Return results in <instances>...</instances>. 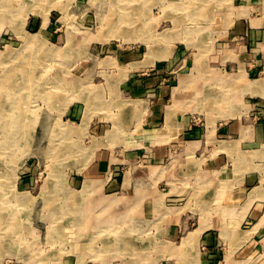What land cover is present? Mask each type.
<instances>
[{
	"label": "crops",
	"instance_id": "crops-1",
	"mask_svg": "<svg viewBox=\"0 0 264 264\" xmlns=\"http://www.w3.org/2000/svg\"><path fill=\"white\" fill-rule=\"evenodd\" d=\"M204 2L212 22L188 38L197 45L177 36L165 58L133 44L86 69L102 92L67 108L69 127L94 137L74 185L106 209L80 216L79 231L117 214L137 219L128 247L177 244L160 264H264V171L240 170L264 159V0ZM197 241L199 256L180 252ZM108 257L93 264H118Z\"/></svg>",
	"mask_w": 264,
	"mask_h": 264
},
{
	"label": "rangeland",
	"instance_id": "rangeland-1",
	"mask_svg": "<svg viewBox=\"0 0 264 264\" xmlns=\"http://www.w3.org/2000/svg\"><path fill=\"white\" fill-rule=\"evenodd\" d=\"M0 2V87L4 84L0 98L5 100L19 91L23 97L19 111L25 114L29 110L28 118L22 115L24 121L20 124L21 136H18L21 138L6 151L10 155L0 152V232L3 230L0 233V264H93L95 259L105 262L104 257L110 258L109 255L118 264H125L128 259L135 261L134 264H160V259L166 258L177 244L158 245L147 250L146 247H128V240L141 236L136 229L137 219L133 223L126 222L116 214L109 221L110 217L98 215L92 220L99 225L95 228L86 227V224L83 229L86 227L92 232L80 233L82 222L87 223L88 219L80 216L90 211H104L106 206L103 202L95 204L88 187L81 186L79 190L74 185L77 178L79 181L86 178L83 169L78 170V167L91 158L87 147L94 137L90 131L69 128L65 115L70 104L85 101L83 96L93 89L102 92L93 85L101 82L96 74L85 71L90 67L94 72L96 66L102 65L101 60L112 55L108 50L125 51L130 45L146 43L148 47L152 45L153 52L157 51L158 55L164 52L166 58L174 49L177 36L189 45H197L189 41L188 36L197 37L212 22L197 17L208 10L205 9L207 3L204 0H142V3L141 0H128L126 3L130 6L123 10L129 11L132 6L138 11L135 18L138 21L130 22L133 14L130 16V12L120 8L124 0ZM226 6L229 7V2ZM114 11L118 15L112 19L110 15ZM122 16L128 17V23ZM162 32H168L165 39L156 36ZM112 46L117 48L112 49ZM6 78L19 82H4ZM11 106L7 111H13ZM0 120V124L4 123V119ZM245 168L250 172L264 171V159H256L240 170ZM243 228L244 225L240 229ZM199 241L182 247L180 252L191 251L199 256L204 249ZM106 248L111 252L104 255ZM159 251L164 252L162 258L156 256ZM263 259L264 254L256 258L257 262Z\"/></svg>",
	"mask_w": 264,
	"mask_h": 264
},
{
	"label": "bare ground",
	"instance_id": "bare-ground-1",
	"mask_svg": "<svg viewBox=\"0 0 264 264\" xmlns=\"http://www.w3.org/2000/svg\"><path fill=\"white\" fill-rule=\"evenodd\" d=\"M3 1V0H2ZM36 1V0H35ZM11 2V1H10ZM23 2H24V0H23ZM45 2V1H44ZM124 4H121L120 5V8H121V10H123V8H126V6H130V4L129 3H126V2H128V0H124ZM1 3V2H0ZM25 3V2H24ZM35 3V2H34ZM141 3H142V0H141ZM30 4V3H29ZM28 4V5H29ZM38 4H40V3H38ZM47 4V3H46ZM112 4V3H111ZM110 4V5H111ZM115 4V3H114ZM117 4V3H116ZM139 4V3H138ZM6 5V4H5ZM137 5V4H136ZM9 6V5H8ZM38 6V5H37ZM27 7V6H26ZM111 7H113V6H111ZM111 7H109V9L111 8ZM116 7V6H115ZM141 7V6H140ZM187 7V6H186ZM37 8V7H36ZM173 8V7H172ZM184 8V7H183ZM197 8V7H196ZM18 9V8H17ZM45 9V8H44ZM191 9V8H190ZM198 10H200V7L199 8H197ZM125 11H127V12H130V16H131V14H133V17L131 18V19H133V20H131L130 19V22H132V21H138V20H136L135 18H136V16H138V11L137 10H135V8L134 7H130L129 8V11L128 10H126V9H124ZM123 10V11H124ZM16 11H18V10H16ZM38 11V10H37ZM101 11V10H100ZM105 11V10H104ZM177 11V10H176ZM186 11V10H185ZM193 12V11H192ZM111 13H112V11H111ZM110 13V14H111ZM9 14H11V13H9ZM19 14V13H18ZM17 14V15H18ZM22 14V13H21ZM24 14V13H23ZM115 14V15H114ZM114 14H111L110 15V18H112V19H115V16L116 15H118L115 11H114ZM191 14V13H190ZM105 15H107L106 13H105ZM123 15V14H122ZM141 15H142V13H141ZM194 15H195V12H194ZM199 15V14H198ZM144 16V15H143ZM191 16V15H190ZM202 16V15H201ZM24 17V16H23ZM109 17V16H108ZM120 16H118V18H119ZM199 17V16H198ZM18 18V17H17ZM21 18V17H20ZM105 18V17H104ZM122 19H124L125 21L124 22H127V19H128V17L126 16V17H124V16H122L121 17ZM22 19H24V18H22ZM108 19V18H107ZM120 19V18H119ZM122 19H121V22H122ZM145 19V18H144ZM9 20V19H8ZM25 20V19H24ZM24 20H23V22H24ZM1 21V20H0ZM10 22V21H9ZM111 22V21H110ZM117 22V21H116ZM129 22V23H130ZM140 22V21H139ZM18 23H19V21H18ZM17 23V24H18ZM128 23V22H127ZM144 23H146V22H144ZM112 24H115V23H112ZM131 24V23H130ZM129 24V25H130ZM176 24V23H175ZM122 25V24H121ZM143 25V24H142ZM114 27H116V26H114ZM138 27V26H137ZM20 28V27H19ZM110 28V27H109ZM117 28V27H116ZM143 28H145V27H143ZM113 29V28H112ZM112 29H110V30H112ZM17 30V29H16ZM20 30V29H19ZM109 30V29H108ZM117 30V29H116ZM120 30V29H119ZM131 30H134V28L132 27V29ZM142 30V29H141ZM21 31V30H20ZM171 31V30H170ZM180 31V30H179ZM112 32V31H111ZM125 32V31H124ZM114 33H117V32H114ZM133 33V32H132ZM137 34V33H136ZM167 34H168V32H167ZM111 35V34H110ZM112 35H114V34H112ZM128 36V35H127ZM172 36H174V35H172ZM124 37V36H123ZM122 37V38H123ZM119 38H121V37H119ZM188 38H189V36H188ZM124 39V38H123ZM51 53V52H50ZM110 60H112V59H110ZM111 62V61H110ZM116 63V62H115ZM223 76H224V74H222ZM230 75V74H229ZM216 78V77H215ZM214 78V79H215ZM26 79V78H25ZM238 79V78H237ZM190 80V79H189ZM9 81V82H8ZM185 81V80H184ZM4 82H8V83H12V84H15V82H19V81H13V80H11V79H9V80H7V78H6V80L4 81ZM33 82H34V80H33ZM193 83V82H192ZM234 82H232V84H233ZM1 84V83H0ZM18 84V83H17ZM17 84H16V86H17ZM27 84V83H26ZM34 84V83H33ZM36 84V83H35ZM34 84V85H35ZM231 84V85H232ZM247 84V83H246ZM20 85V84H19ZM21 86V85H20ZM182 86H183V84H182ZM34 88V87H33ZM240 88V87H239ZM247 88V87H246ZM0 89L1 90H3L4 89V84H2V86L0 87ZM26 89V88H25ZM32 89V88H31ZM30 89V90H31ZM244 89V88H243ZM248 89V88H247ZM14 90V89H13ZM24 90V89H23ZM29 90V89H28ZM26 91V90H25ZM47 91V90H46ZM31 92H32V90H31ZM42 92H45V90L44 91H42ZM14 93V92H13ZM25 93V92H24ZM49 95V94H48ZM26 96V95H25ZM49 97V96H48ZM217 98V97H216ZM226 98V97H225ZM21 99H23V97L21 98V95H20V92L18 91V92H16L15 94H13V95H8L7 96V99L5 98V100H3V99H1L0 98V119H4V123H2V124H0V135H2V137L0 138V152H4L5 151V153H6V151H8V149L9 148H12V147H10V145H12L16 140H18V139H20L18 136L20 135L21 136V129H20V124H21V122H22V120L24 121V117H22V115L23 116H25V118L27 117L28 118V116H29V113H28V111L25 113V114H21V112L19 111L20 109H21V107H19L20 106V103L22 102V100ZM222 99V98H221ZM97 101V100H96ZM26 102V101H25ZM24 102V103H25ZM90 102V101H89ZM99 102V101H98ZM220 102V101H219ZM7 104H8V106L11 104L12 106H11V109L14 111H11V110H9V111H11L12 113H9V111H7L8 110V106H7ZM9 109H10V107H9ZM16 112V113H15ZM18 112V113H17ZM34 114V113H33ZM32 117V116H31ZM11 119L10 121H8V119ZM1 121V120H0ZM38 121V120H37ZM18 125V127L19 128H17L16 126ZM38 126V125H37ZM23 127L25 128V126H24V122H23ZM70 128V127H69ZM81 129V128H80ZM64 130V129H63ZM23 131H24V129H23ZM68 131V130H67ZM78 131V130H77ZM25 132V131H24ZM65 133H67V132H65ZM158 135V134H157ZM27 138H28V136H27ZM26 138V139H27ZM22 140V139H21ZM17 142V141H16ZM22 148V147H21ZM84 151V150H83ZM6 154H8V155H10L9 153H6ZM258 153H255L254 154V157H258V155H257ZM7 155V156H8ZM250 156V155H249ZM248 156V157H249ZM15 158V157H14ZM242 160V159H241ZM247 161V160H246ZM236 165V164H235ZM237 166V165H236ZM10 174V173H9ZM8 174V175H9ZM3 176V175H2ZM55 176V175H54ZM7 178V177H6ZM8 181V180H7ZM88 183V182H87ZM87 186V185H86ZM92 188V187H91ZM220 193V192H219ZM214 194V193H213ZM22 195V194H21ZM16 196V195H15ZM23 196V195H22ZM25 196V195H24ZM202 196V195H201ZM17 197H19V196H16V198ZM220 197V196H219ZM22 198H24V197H22ZM85 198V197H84ZM20 199H21V197H20ZM231 199V198H230ZM118 200H120V199H118ZM122 200V199H121ZM26 201V200H25ZM228 201V200H227ZM73 202V201H72ZM84 202H85V200H84ZM231 202V201H230ZM25 203V202H24ZM53 203H55V202H53ZM23 204V203H22ZM119 204V203H118ZM231 204V203H230ZM73 206L74 207H77V205L73 202ZM73 207V208H74ZM82 208V207H81ZM8 209V208H7ZM74 210H75V208H74ZM220 210V209H219ZM5 211V210H4ZM132 211V210H131ZM7 212V211H6ZM8 212H10V211H8ZM11 213V212H10ZM129 213V212H128ZM130 214V213H129ZM2 216V215H1ZM3 217V216H2ZM16 219H17V217H16ZM1 220V219H0ZM10 222H11V220H9ZM4 222H5V220H4ZM4 222H2V223H4ZM16 222H17V220H16ZM99 223V222H98ZM204 223V222H203ZM26 224V223H25ZM24 224V225H25ZM2 225V224H1ZM0 225V226H1ZM17 225V224H16ZM22 225V224H21ZM21 225H20V227H21ZM4 226V225H3ZM8 226V225H7ZM206 226V225H205ZM20 227H19V229H20ZM201 227V226H200ZM204 228V227H203ZM5 230V229H4ZM6 230H7V228H6ZM3 231V230H2ZM1 231V232H2ZM9 231V230H8ZM0 232V233H1ZM193 232V231H192ZM9 233V232H8ZM23 233V232H22ZM2 234V233H1ZM19 234V233H18ZM24 234V233H23ZM22 234V235H23ZM5 235V234H4ZM9 234H7V236H8ZM15 235V234H14ZM17 237V236H16ZM188 237V236H187ZM192 237V236H191ZM23 238V237H22ZM190 238V237H189ZM22 240V239H21ZM192 241V240H191ZM7 241H5V243H6ZM12 243V242H11ZM10 243V244H11ZM27 244H28V242H27ZM5 246V245H4ZM177 249V248H176ZM5 250V249H4ZM16 249H14V251H15ZM28 250V249H27ZM173 250H175V249H173L172 248V251ZM13 251V252H14ZM171 251V250H170ZM26 253V252H25ZM27 253H28V251H27ZM171 253V252H170ZM33 254V253H32ZM165 255H166V253H165ZM173 255V254H172ZM42 260V259H41ZM44 262V261H43ZM232 263V262H231ZM233 264H235V263H233ZM238 264H240V263H238Z\"/></svg>",
	"mask_w": 264,
	"mask_h": 264
}]
</instances>
